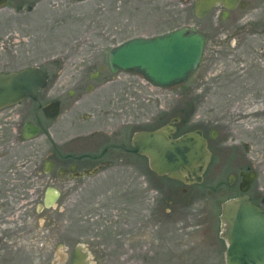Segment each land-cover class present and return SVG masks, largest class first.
I'll return each mask as SVG.
<instances>
[{"label": "rangeland", "instance_id": "1", "mask_svg": "<svg viewBox=\"0 0 264 264\" xmlns=\"http://www.w3.org/2000/svg\"><path fill=\"white\" fill-rule=\"evenodd\" d=\"M28 4L0 10V72L37 66L49 75L45 87L57 91L73 88L80 77L97 87L106 76L104 92L114 101L115 122L124 123L126 148L133 132L157 128L177 114L182 118L178 133L194 128L203 129L207 137L212 128L224 132L210 140L213 157L203 185L187 187L157 177L145 157L126 153L122 163L136 164L135 218L115 212L119 204L89 201L88 189L83 192L89 197L83 194L74 202L72 189L63 188L56 215L33 214L28 234L18 236L11 251L0 252V264H71L77 244L88 250L91 264H226L219 214L221 203L237 193L240 170L250 167L256 172L247 193L264 209L261 61L248 50L234 56L220 53L214 62L206 54L188 81L157 88L140 75L109 72V49L134 36L202 26L209 19L216 21L215 13L198 19L186 0H40L32 10ZM99 65L106 69L94 81L89 73ZM220 115L223 123L206 122ZM66 124L62 120L64 128ZM36 144L34 140L27 147ZM229 174L236 177L231 184ZM153 183L170 186L171 204L154 193L143 198ZM148 207H156V215L150 217Z\"/></svg>", "mask_w": 264, "mask_h": 264}, {"label": "flooded vegetation", "instance_id": "2", "mask_svg": "<svg viewBox=\"0 0 264 264\" xmlns=\"http://www.w3.org/2000/svg\"><path fill=\"white\" fill-rule=\"evenodd\" d=\"M15 1L20 3H13ZM39 1L0 0V10L8 5H13L18 10L29 2L32 4L29 3L27 8L32 10ZM186 1L191 2L194 12V0ZM231 3L232 8H227L218 2L206 16L197 17L205 19L215 13L217 18L216 21L209 19L202 26L194 25L204 36L198 66L206 54H210L214 62L220 53L234 56L241 54L243 50H248V54L260 60L264 66V0H231ZM107 68L113 75L119 73L110 70L108 61ZM105 69L106 67L99 65L94 72L89 73V77L95 81ZM105 78L106 76L97 87L92 83L85 84L82 77L76 79L74 87L68 90L57 91L54 87H43L35 97L27 96L16 104L0 109V252L11 251L16 245L14 242L17 237L28 234L29 220L33 214L56 215L55 211L64 194L61 190L63 188L72 189L74 202L83 194L87 196L86 193H90L89 201L95 199L97 202L102 200L103 203L114 204L113 206L119 204L121 206L117 205L115 212L136 217V164L122 163L126 153L136 155L130 144L132 135L129 147L126 148L124 123L115 122L114 101L104 92L106 87L103 86L109 83ZM62 120L67 123V128L62 126ZM224 120L220 115L214 119H206V122L218 124ZM109 121H114L115 124L111 125ZM181 121L177 124L176 134H180L178 129ZM28 122L37 128L36 136L30 139L26 138L30 132L24 131ZM201 130L207 139L209 150L211 142L224 132V129L212 128L207 137L205 131ZM34 140L37 142L36 147H27ZM211 154L207 169L212 162L213 153ZM250 171H253L250 167L239 171L237 193L230 197L240 193L241 172ZM204 174L202 182L195 185L204 184ZM230 176H233V181L236 180L234 174H229L228 184L233 183L228 181ZM47 188L58 191V196L50 207L44 205ZM85 189H88L86 193L83 192ZM182 190L185 191L186 188ZM210 192L207 189V193ZM143 193L144 199L154 193L166 205L172 202L170 186L153 183ZM138 198L140 199L139 196ZM161 202L158 204L159 210ZM170 211L169 208L166 213ZM146 212L150 217L154 216L157 208L148 207ZM133 228H136V223Z\"/></svg>", "mask_w": 264, "mask_h": 264}, {"label": "water", "instance_id": "3", "mask_svg": "<svg viewBox=\"0 0 264 264\" xmlns=\"http://www.w3.org/2000/svg\"><path fill=\"white\" fill-rule=\"evenodd\" d=\"M82 1V0H77ZM221 2L232 8L231 0H194V13L206 16ZM204 36L194 25H185L153 36H134L112 46L107 61L113 73L138 74L152 86L168 89L188 81L196 70L203 50ZM48 74L37 66L0 72V109L35 97L46 86ZM179 114L154 129L133 132L130 144L135 153L148 159V166L159 176L185 184H200L211 160L207 139L199 128L176 135ZM27 139L37 134L30 122ZM240 193L221 203L219 237L225 243L226 264H264V209L247 194L256 172H241ZM229 183L233 181L230 176ZM58 191L47 188L44 205L54 204ZM71 264H91L88 250L77 244Z\"/></svg>", "mask_w": 264, "mask_h": 264}, {"label": "bare ground", "instance_id": "4", "mask_svg": "<svg viewBox=\"0 0 264 264\" xmlns=\"http://www.w3.org/2000/svg\"><path fill=\"white\" fill-rule=\"evenodd\" d=\"M177 135V134H176ZM211 152V151H210ZM140 156V155H139ZM142 157H145V156H142ZM146 159H147V157H145ZM148 160V159H147ZM205 173V172H204ZM169 178V177H168ZM171 179V178H170ZM173 180H175V181H179V182H181V183H183L182 181H180V180H177V179H173ZM184 185H186V186H192V185H195V184H198V183H193V184H185V183H183ZM252 200V199H251Z\"/></svg>", "mask_w": 264, "mask_h": 264}]
</instances>
